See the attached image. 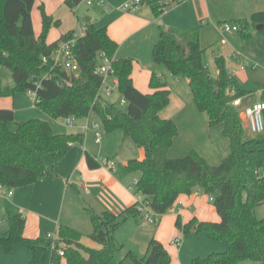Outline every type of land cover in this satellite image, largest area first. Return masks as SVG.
Returning <instances> with one entry per match:
<instances>
[{"label":"trees","instance_id":"1","mask_svg":"<svg viewBox=\"0 0 264 264\" xmlns=\"http://www.w3.org/2000/svg\"><path fill=\"white\" fill-rule=\"evenodd\" d=\"M35 1L0 0V66L10 71L13 80V86L4 89L0 80V97L34 91L35 107L54 120L94 116L105 134L121 131L124 138L144 152L142 160H129L125 170L139 174L135 192L143 196V203L158 217L165 215L180 195L190 196L196 189L207 195L219 222L192 220L182 225L177 218L175 226L184 236L204 233L213 241L225 243L227 250L194 258L191 264H264V218L256 215L257 208L264 204V177L258 174L264 167V134H246L238 110L231 105L245 92L236 79L228 76L222 58H215L218 78L211 77L202 61L204 50L199 45L198 29H161L152 57L161 71L174 79H187L197 110L208 117L210 127H222L221 135L229 141L230 154L218 166H210L194 151L183 158H168L178 132L171 120L159 117V112L169 104L170 93L156 73L149 81L152 94H142L133 86V61L114 59L117 44L108 37L105 27L97 29L89 23L87 33L75 38L72 52L79 66L77 79L51 62L43 64V58L49 61L59 44L73 38L74 33L68 32L47 44L48 32L58 22H53L40 7L42 29L36 38L31 19ZM82 1L65 0V5L74 12ZM145 2L155 16L168 6L164 0ZM259 25L262 29L257 31ZM237 27L245 42L253 32L264 38V11L238 21ZM99 52L111 62L109 74L117 79L118 95L127 102L124 108L102 98V77L96 74ZM13 121V110L0 109V185L7 188L18 189L54 178L53 173L43 169V157L57 163L69 152V144L82 143V135L55 134L40 119L18 123L12 132L8 125ZM84 155L89 170L101 167L89 153ZM138 205L137 202L119 215L87 209L93 229L90 239L100 249L84 246L79 232L62 225L55 240L26 239L22 214L9 216L8 230L0 231V247L7 254L16 245L29 249L33 258L28 264H41L47 247H51L50 264H60L62 258L66 264H123L116 259L119 248L114 234L127 219L141 218ZM126 257L132 264H170V255L154 238L149 240L144 256L127 252Z\"/></svg>","mask_w":264,"mask_h":264},{"label":"crops","instance_id":"2","mask_svg":"<svg viewBox=\"0 0 264 264\" xmlns=\"http://www.w3.org/2000/svg\"><path fill=\"white\" fill-rule=\"evenodd\" d=\"M128 1L130 0H105L103 5H96L101 9L99 17H84L81 20L76 11H71L65 5V0H36L31 11L34 35L37 38L41 33L40 7L44 8L48 16L61 21L60 27H53L49 31L47 44L68 32H73L75 37L83 36L87 33L86 25L89 23L97 29L105 27L108 37L117 44L114 59L133 61V86L142 94H152L154 90L149 87V81L151 75L156 73L170 93L169 104L159 112V117L171 120L178 132L168 150V158H183L194 151L210 166H218L230 154L229 141L221 135L222 127L209 126L208 117L200 113L193 102L189 81L174 79L161 71L153 60L152 49L159 39L161 29L174 28L181 32L198 29L199 45L204 50L202 61L211 77L218 78L219 70L215 65V58H222L228 76L236 79L244 90L245 95L238 98L241 105L237 110L246 134L253 137L247 130L242 112L253 104L264 103V38L253 32L249 41L245 42L237 32L223 31L222 25L231 22L237 26L238 21L248 19L254 13L263 12L264 0H186L168 5L159 16H155L145 1L133 13L122 11L121 7ZM64 6L68 12L59 18L57 8ZM86 19H89V22H86ZM27 97V94L20 93L13 97H0V109L12 108L14 113V121L8 125V129L14 132L18 123L37 118L46 121L55 134H63L56 129L53 122L48 121L50 117L44 113V119L41 117L38 108L30 103ZM91 118L96 120L94 116ZM122 139L126 140L123 134ZM73 148L74 144L63 160L56 164L58 177H47L33 185L13 189L11 198L0 195V228L6 222L1 232L8 230L9 216L22 214L25 218L23 236L26 239L41 240L47 238V235L56 239L58 227L62 225L79 232L82 235V244L84 239L88 238L91 241L90 248L100 249L101 246L90 239L92 232L89 234L84 231L86 219L90 220L87 209L96 213L106 211L119 215L143 199V196L133 189L139 178L138 173H128L133 174L129 177L125 176L121 169L112 171L104 168L97 157L91 154L101 167L89 170L84 155L87 151L72 150ZM143 158V150L138 149L134 159ZM129 160L132 159L123 161L124 169ZM258 174L264 177V167ZM73 186L78 191V196L71 189ZM63 193V206L59 211L58 205ZM257 211L258 208L256 213ZM80 213H83V216L78 220ZM177 218L182 225L192 220L210 223L220 221L209 197L196 189L190 196L180 195L172 208L165 215L158 217L156 225L141 218H129L117 231L123 225L131 228L133 245L131 243L128 252L140 257L145 255L149 240L156 239L170 255V264H191L194 258H204L211 253H223L227 250L225 243L213 241L204 233L184 236L175 226ZM89 223L92 226L91 221ZM50 255L51 247H47L41 264H50ZM32 258V252L23 246H14L10 254L0 247V264H28ZM60 264H66V261L62 258Z\"/></svg>","mask_w":264,"mask_h":264},{"label":"rangeland","instance_id":"3","mask_svg":"<svg viewBox=\"0 0 264 264\" xmlns=\"http://www.w3.org/2000/svg\"><path fill=\"white\" fill-rule=\"evenodd\" d=\"M100 10L101 9L99 7H97L96 5L87 6L85 2H81V4H79L75 8L76 13L78 14V16L80 17L81 20H83L84 17H92V18L99 17ZM67 12H68V9L65 6L62 8H57V11H56L57 15H59L58 16L59 18L63 17L65 15V13H67ZM39 13H40V10H39ZM49 17L52 18L53 22H58L57 26L52 25L51 28H53V27L58 28L61 26V23H60L61 21L58 20V18H55V17L53 18L51 16H49ZM71 17L74 19V15L71 14ZM40 18H41V13H40ZM226 23L234 25L231 22H226ZM51 28H50V30H51ZM41 29H42V18H41ZM256 68H257V66H256ZM0 80H1V87L3 89L4 88H11L13 86V80H12L10 71L8 69H6L5 67H2V66H0ZM20 94H24V93H20ZM117 99H118V96L113 95L108 100L113 101V102H117ZM27 100L30 101V103H32L31 100L28 99V97H27ZM23 104H24V102H23ZM117 105H118V103H117ZM38 110H39V114H41V117H43V119H44L43 112L40 109H38ZM48 121L53 122L56 129L61 131L60 133L68 134V135H77L80 133L78 128H72V127L67 126L63 120H60V119L54 120L52 118L51 119L48 118ZM76 124L78 126H85L86 124H88L89 125V131L86 133H82V143H79V142L73 143L74 148L72 150H80L81 149L82 151H87L89 154L97 157V160L102 164V166L104 168H108L109 170L111 169L112 171L121 169L124 172L125 176H129V177L133 176V174H128L126 172V170L123 168V164H122L124 160L134 159L136 157V152H137L138 148L135 146V144L130 139L123 140L122 139V132L119 130L114 131L113 133H110V134H105L101 125L99 124V122L93 118L76 120ZM95 125H98L97 129L94 128ZM96 134L100 135V139H101L100 144L95 143ZM57 163H54L51 160V158L48 156L43 157V169L53 173L55 175L54 178L58 177L56 175L58 172H56V169H55ZM106 163H112V166L109 167L106 165ZM64 179H66V178H64ZM71 189H73L75 191V194L77 196L79 195L78 191L76 189H74V186L71 187ZM133 189L135 192V187H133ZM64 196L65 195L63 193L61 195L59 205H58L59 211L63 206ZM82 197H85V196L82 195ZM67 204H68V200L64 206L65 213H66ZM256 215L258 218H264V205L262 207L258 208ZM80 216H83V213H80V215H78V218H77L78 220H80ZM89 221H88V219H86V221H85L86 222L85 223L86 228L85 229L83 228V229H84V231H87L86 233L90 234L92 232V226L90 225ZM5 224H6V222H4V225L1 226L0 231L2 229H4ZM131 237H132V230L130 227H128V225H123L117 231V234L114 237V241H115L117 247L119 248V251L116 253V259L118 261H122L123 264H132V261L126 257V253L129 251V248L131 247V243L133 245ZM86 243H89V244L87 245ZM90 243H91V241H89L88 238H85L83 241V244L88 246V247H90ZM94 249H96V248H94ZM240 264H256V263L250 262V261H245V262H242Z\"/></svg>","mask_w":264,"mask_h":264},{"label":"built area","instance_id":"4","mask_svg":"<svg viewBox=\"0 0 264 264\" xmlns=\"http://www.w3.org/2000/svg\"><path fill=\"white\" fill-rule=\"evenodd\" d=\"M145 0H130L123 4L121 7L122 11L133 13L137 10V8L144 3ZM186 0H164V4L166 5H175L181 3ZM87 6L93 5H103L105 0H83ZM222 30L225 32H238L239 29L236 25H231L225 23L222 25ZM75 36L67 41L61 42L57 49H55L49 57V61L46 58H43L42 63L47 64L49 62L52 63L53 67H58L68 74H71L74 78L79 77V66L77 61L73 55L72 47L75 44ZM99 64L96 68V74L102 77V85H101V94L102 98L109 99L113 95H117V103L119 108H124L127 105V102L124 98L120 97L117 92V79L114 76L109 74L111 70V62L105 56L103 52H99L97 55ZM27 95L31 100L32 104L35 106L36 103V93L34 91H28ZM232 107L238 109L241 105L240 100L236 99L231 102ZM243 115L246 120V126L248 132L253 135H261L264 134V103H256L249 107L244 108ZM64 123L72 128H78L79 134L86 133L89 131V125L78 126L76 124V120L73 118L65 119ZM95 129L98 128V125L94 126ZM101 139L100 135L96 134L95 143L100 144ZM73 144H69L71 147ZM107 166L111 167L112 163H106ZM86 193L88 191L86 190ZM0 195L11 198L13 196V188H7L5 186L0 185ZM143 200V199H142ZM138 202L137 210L141 214V219L156 225L158 223V216L155 215L144 203L143 201ZM48 239H53L52 235H47ZM172 244H177V242H172ZM59 255L63 256V253L59 251Z\"/></svg>","mask_w":264,"mask_h":264},{"label":"water","instance_id":"5","mask_svg":"<svg viewBox=\"0 0 264 264\" xmlns=\"http://www.w3.org/2000/svg\"><path fill=\"white\" fill-rule=\"evenodd\" d=\"M86 22H89V19H86ZM256 29H257L258 31H260V30L262 29V25L257 26Z\"/></svg>","mask_w":264,"mask_h":264}]
</instances>
